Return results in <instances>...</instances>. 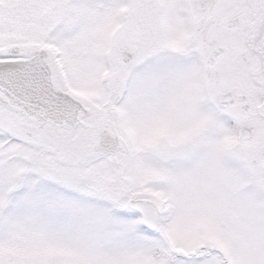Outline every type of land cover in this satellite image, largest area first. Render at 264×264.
Returning a JSON list of instances; mask_svg holds the SVG:
<instances>
[{
    "label": "snow or ice",
    "instance_id": "snow-or-ice-1",
    "mask_svg": "<svg viewBox=\"0 0 264 264\" xmlns=\"http://www.w3.org/2000/svg\"><path fill=\"white\" fill-rule=\"evenodd\" d=\"M0 264H264V0H0Z\"/></svg>",
    "mask_w": 264,
    "mask_h": 264
}]
</instances>
